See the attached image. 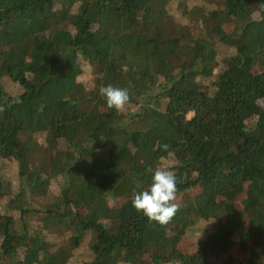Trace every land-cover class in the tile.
Masks as SVG:
<instances>
[{
  "label": "trees",
  "instance_id": "1",
  "mask_svg": "<svg viewBox=\"0 0 264 264\" xmlns=\"http://www.w3.org/2000/svg\"><path fill=\"white\" fill-rule=\"evenodd\" d=\"M135 2L0 0V264H264V0Z\"/></svg>",
  "mask_w": 264,
  "mask_h": 264
},
{
  "label": "clouds",
  "instance_id": "2",
  "mask_svg": "<svg viewBox=\"0 0 264 264\" xmlns=\"http://www.w3.org/2000/svg\"><path fill=\"white\" fill-rule=\"evenodd\" d=\"M99 95L104 99L107 109L124 112L130 101L127 89L108 84L99 88ZM168 145H162L163 151H168ZM152 173L151 182L146 189L133 192L132 208L147 217L149 222H156L159 226L168 225L177 211L178 205L174 202L177 193V177L166 167L149 168ZM201 234V233H200Z\"/></svg>",
  "mask_w": 264,
  "mask_h": 264
},
{
  "label": "rangeland",
  "instance_id": "3",
  "mask_svg": "<svg viewBox=\"0 0 264 264\" xmlns=\"http://www.w3.org/2000/svg\"><path fill=\"white\" fill-rule=\"evenodd\" d=\"M141 2V0H136V2L134 3V5H139ZM137 27H136V21L134 19V17L131 15L130 11H128L126 13V30L121 38V40H110V39H105L103 41V50L105 52H108L114 45H119L120 42H122L123 40H128V41H132L134 43H136L139 39V32L136 31ZM259 71H264V69H260ZM261 73V72H258ZM17 107L19 108H24V106L18 102V104H16ZM27 115L29 116V118L31 119L33 125L37 124V119H36V115L34 112H26ZM191 116V114L188 115V117ZM249 199V197L245 198V201H247ZM201 201H198L197 203H201Z\"/></svg>",
  "mask_w": 264,
  "mask_h": 264
}]
</instances>
